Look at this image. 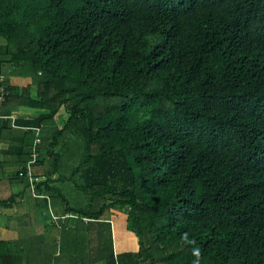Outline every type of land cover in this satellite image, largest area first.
Returning <instances> with one entry per match:
<instances>
[{"label": "trees", "instance_id": "obj_1", "mask_svg": "<svg viewBox=\"0 0 264 264\" xmlns=\"http://www.w3.org/2000/svg\"><path fill=\"white\" fill-rule=\"evenodd\" d=\"M1 38L0 209L52 221L0 211V264H264V0H0Z\"/></svg>", "mask_w": 264, "mask_h": 264}, {"label": "rangeland", "instance_id": "obj_2", "mask_svg": "<svg viewBox=\"0 0 264 264\" xmlns=\"http://www.w3.org/2000/svg\"><path fill=\"white\" fill-rule=\"evenodd\" d=\"M6 43V42H5ZM7 44V43H6ZM20 79V78H19ZM12 85L14 86H18V87H26V86H30L31 88L33 87L34 89H32V93L34 92V96L36 95L37 92V88L36 86L32 85V80L31 79H13L11 81ZM28 109V113H32L31 118H34L37 115V111L33 110V109ZM61 114V119H62V123L65 122V117L67 116L65 109L63 108L60 111ZM26 117V116H25ZM30 118V119H31ZM36 139V137H35ZM40 143H37V140H34V143L32 142L31 145L32 147L34 146H38ZM59 150V149H58ZM46 153L45 151H43V156H45ZM41 170L40 167L34 166L33 171L35 174H37L39 171ZM38 179L42 180V177H38ZM34 189H32L33 191ZM32 209V207H28V205L26 203H24L21 206H17L14 209L11 210H1V212H3L4 214L7 215H12V216H18V218L20 217L22 220V225L24 224V221L28 222V224L26 226H19L22 230L23 229H28L31 228V226L33 227V224H39L40 223H48L52 220H50L49 218H47L46 216H39V214H37V212L35 211V209L33 211H30ZM61 212V211H60ZM113 215H115V213L112 212H108L105 214V216L102 218L103 220H111L112 222V231H111V227L110 226H102V225H98L95 230H92V235L91 238L93 239V243L95 245H93V248H95L94 246H96V248L94 250H89L88 255L90 254V256H103L108 254L111 250L112 247L114 245V249H115V253H118V248H119V253H123V251H125V249L127 247H129L130 244L134 245L136 242V239L134 238V233L133 230L131 229H126L127 224L125 223L124 220L119 219V220H115L113 221ZM47 218V219H46ZM50 220V221H48ZM17 223H19V221H17ZM17 225V224H16ZM1 227H0V238H7L10 239L9 237L12 235V239H16L20 236V233L18 231H13V230H8L7 232H9V234L4 235V232L1 231ZM26 229V230H27ZM97 229L100 231H102L101 237L99 236V240L98 242L96 241V236L98 235L97 233ZM91 243V246L92 244ZM60 255L58 256V260L55 264H76V261L74 263L73 260H71L68 256L62 255L63 253H59ZM98 256V258H99ZM101 260V259H100ZM96 264H107L106 260H101L100 262L96 263Z\"/></svg>", "mask_w": 264, "mask_h": 264}, {"label": "built area", "instance_id": "obj_3", "mask_svg": "<svg viewBox=\"0 0 264 264\" xmlns=\"http://www.w3.org/2000/svg\"><path fill=\"white\" fill-rule=\"evenodd\" d=\"M0 82L3 83V78H0ZM5 92L6 91L4 90V88H2L1 89V95H0V107H2V105L5 103ZM12 119L15 121L17 118L12 117ZM36 132H37V137H38L39 131L37 130ZM37 143H40V141L38 139H37ZM37 147L38 146H35L33 149L32 161L29 163L27 169L20 171V177L28 180L33 189H34V182L37 181V179L34 177V173H33V165L39 159V154L36 150Z\"/></svg>", "mask_w": 264, "mask_h": 264}, {"label": "crops", "instance_id": "obj_4", "mask_svg": "<svg viewBox=\"0 0 264 264\" xmlns=\"http://www.w3.org/2000/svg\"><path fill=\"white\" fill-rule=\"evenodd\" d=\"M5 42H6V40L1 38L0 39V46H4L6 44ZM13 79L20 80L19 78H12V80ZM24 80H26V79H24ZM28 112L29 111H28L27 108H21L18 112L13 113L12 117L20 118V117H25L26 116L25 117L26 119H30L31 117H29V116H31L32 113H28ZM1 231L4 232V235H7V234H9V232H11V231L7 232L8 230H5V229H1ZM9 238L12 239V235ZM0 240H7V238H2V239L0 238Z\"/></svg>", "mask_w": 264, "mask_h": 264}]
</instances>
